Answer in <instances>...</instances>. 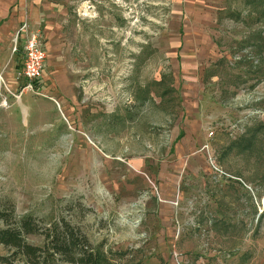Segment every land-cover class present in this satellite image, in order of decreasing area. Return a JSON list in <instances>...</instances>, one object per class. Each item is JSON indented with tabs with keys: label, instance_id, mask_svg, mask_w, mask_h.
I'll list each match as a JSON object with an SVG mask.
<instances>
[{
	"label": "rangeland",
	"instance_id": "374dc122",
	"mask_svg": "<svg viewBox=\"0 0 264 264\" xmlns=\"http://www.w3.org/2000/svg\"><path fill=\"white\" fill-rule=\"evenodd\" d=\"M55 1L77 102L39 81L0 123V229L32 216L43 247L65 220L101 264H264V0Z\"/></svg>",
	"mask_w": 264,
	"mask_h": 264
},
{
	"label": "crops",
	"instance_id": "0c3cea01",
	"mask_svg": "<svg viewBox=\"0 0 264 264\" xmlns=\"http://www.w3.org/2000/svg\"><path fill=\"white\" fill-rule=\"evenodd\" d=\"M61 8L62 6L58 5L55 0H0V99L7 100L8 104V106H2L3 108L0 107V110H4L0 116L1 127L12 125L13 115L16 114V111L21 108L25 110L28 107V104L23 103L22 97L29 93L24 92L20 98H17L21 85L25 82L18 74L24 62V37L20 38L19 49L15 50L14 44V37L24 22H28L31 29L41 26L44 30L43 43L47 51V58L48 52L50 57L48 68L52 65V69L43 75L41 81L49 79L54 84L57 82V86L53 85L54 88L50 86L49 89H53L52 93L57 92L61 101L71 95L73 87L70 80L65 73H60L61 69L56 61V47L60 41L61 28L59 16L55 10ZM46 83L49 82L46 81ZM71 97L72 100H76L73 95ZM76 106L79 107L80 104ZM66 112L71 113L68 109ZM6 134L9 133L6 132Z\"/></svg>",
	"mask_w": 264,
	"mask_h": 264
},
{
	"label": "trees",
	"instance_id": "16d2710c",
	"mask_svg": "<svg viewBox=\"0 0 264 264\" xmlns=\"http://www.w3.org/2000/svg\"><path fill=\"white\" fill-rule=\"evenodd\" d=\"M3 219L8 225L0 229V244L12 251V255L0 254V264H44L48 262L47 255H44L49 252L50 257L60 254L61 259L72 264H101L100 256L90 245L89 239L65 220H58L54 227L45 229L49 243L41 247L26 239L28 234L41 231V226L34 217L14 220L13 227L9 224V218Z\"/></svg>",
	"mask_w": 264,
	"mask_h": 264
},
{
	"label": "built area",
	"instance_id": "2783aa9c",
	"mask_svg": "<svg viewBox=\"0 0 264 264\" xmlns=\"http://www.w3.org/2000/svg\"><path fill=\"white\" fill-rule=\"evenodd\" d=\"M24 37L23 46V67L18 73L20 78L25 80L24 85L20 88L21 91L17 98L25 91H32L36 94H41L38 91V83L44 75V69L48 61L47 51L43 43V33L41 29H31L28 22H24L20 29L17 31L15 41ZM17 47L15 48V50ZM8 106L7 100L0 99V107Z\"/></svg>",
	"mask_w": 264,
	"mask_h": 264
}]
</instances>
